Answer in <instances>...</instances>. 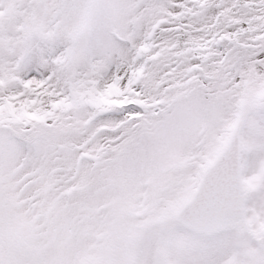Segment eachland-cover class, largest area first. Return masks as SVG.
<instances>
[{"label":"snow or ice","instance_id":"snow-or-ice-1","mask_svg":"<svg viewBox=\"0 0 264 264\" xmlns=\"http://www.w3.org/2000/svg\"><path fill=\"white\" fill-rule=\"evenodd\" d=\"M0 264H264V0H0Z\"/></svg>","mask_w":264,"mask_h":264}]
</instances>
